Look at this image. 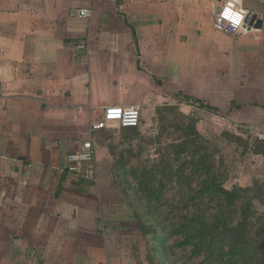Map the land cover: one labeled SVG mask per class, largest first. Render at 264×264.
<instances>
[{
	"label": "crops",
	"instance_id": "1",
	"mask_svg": "<svg viewBox=\"0 0 264 264\" xmlns=\"http://www.w3.org/2000/svg\"><path fill=\"white\" fill-rule=\"evenodd\" d=\"M226 1L0 0V264H127L100 226L95 168L67 164L100 147L89 126L107 107L188 104L217 141L252 143L245 188L264 192V0H233L249 14L237 34L214 28Z\"/></svg>",
	"mask_w": 264,
	"mask_h": 264
},
{
	"label": "rangeland",
	"instance_id": "2",
	"mask_svg": "<svg viewBox=\"0 0 264 264\" xmlns=\"http://www.w3.org/2000/svg\"><path fill=\"white\" fill-rule=\"evenodd\" d=\"M169 103L143 114L136 129L100 132L94 187L115 257L127 264H264V192L245 188L256 160L243 152L252 143L217 141L228 136L218 123L205 116L197 124L188 104Z\"/></svg>",
	"mask_w": 264,
	"mask_h": 264
},
{
	"label": "built area",
	"instance_id": "3",
	"mask_svg": "<svg viewBox=\"0 0 264 264\" xmlns=\"http://www.w3.org/2000/svg\"><path fill=\"white\" fill-rule=\"evenodd\" d=\"M82 17H89V10H82L80 12ZM248 12L239 8L233 0H227L215 13L214 28L216 31L237 34L244 26H246V19ZM234 17L240 18V23L236 24ZM79 48L83 49L81 45ZM142 119V109L139 106L130 108L124 107H107L103 109L100 118L90 123V131H104L111 128L118 129H136L140 126ZM68 167L75 171L81 167L94 169L96 165V152L92 140L85 142L81 149L73 152L67 157Z\"/></svg>",
	"mask_w": 264,
	"mask_h": 264
},
{
	"label": "trees",
	"instance_id": "4",
	"mask_svg": "<svg viewBox=\"0 0 264 264\" xmlns=\"http://www.w3.org/2000/svg\"><path fill=\"white\" fill-rule=\"evenodd\" d=\"M187 101L190 102V103H193V104H196L198 107H201V108H205V109H210L211 110V107L206 105L205 103H202L200 101H193L191 98H187ZM185 234H189L191 233L190 231V228L189 226H187V228H185ZM194 236H196V234H192L191 237L188 239V241H190L191 239L194 238ZM201 242H203L204 240H206V238H200Z\"/></svg>",
	"mask_w": 264,
	"mask_h": 264
},
{
	"label": "clouds",
	"instance_id": "5",
	"mask_svg": "<svg viewBox=\"0 0 264 264\" xmlns=\"http://www.w3.org/2000/svg\"><path fill=\"white\" fill-rule=\"evenodd\" d=\"M233 19H234V21H235L236 24H239L240 23V18L239 17H234Z\"/></svg>",
	"mask_w": 264,
	"mask_h": 264
}]
</instances>
